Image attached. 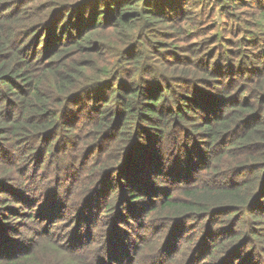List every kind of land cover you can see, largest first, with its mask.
I'll return each mask as SVG.
<instances>
[{
    "label": "trees",
    "instance_id": "trees-1",
    "mask_svg": "<svg viewBox=\"0 0 264 264\" xmlns=\"http://www.w3.org/2000/svg\"><path fill=\"white\" fill-rule=\"evenodd\" d=\"M0 264H264V0H0Z\"/></svg>",
    "mask_w": 264,
    "mask_h": 264
},
{
    "label": "rangeland",
    "instance_id": "rangeland-1",
    "mask_svg": "<svg viewBox=\"0 0 264 264\" xmlns=\"http://www.w3.org/2000/svg\"><path fill=\"white\" fill-rule=\"evenodd\" d=\"M144 211L142 212H140L139 214H134V216L132 215L131 217H132V222H133V224L136 226V227H138L139 228V226H138V220L144 215ZM128 232H131V230H129L128 229Z\"/></svg>",
    "mask_w": 264,
    "mask_h": 264
}]
</instances>
